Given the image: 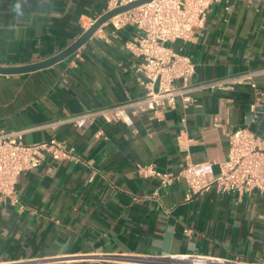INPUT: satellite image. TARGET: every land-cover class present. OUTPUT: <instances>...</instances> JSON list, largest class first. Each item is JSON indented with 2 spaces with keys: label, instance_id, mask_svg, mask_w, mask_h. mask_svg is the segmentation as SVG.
<instances>
[{
  "label": "crops",
  "instance_id": "crops-1",
  "mask_svg": "<svg viewBox=\"0 0 264 264\" xmlns=\"http://www.w3.org/2000/svg\"><path fill=\"white\" fill-rule=\"evenodd\" d=\"M104 13V0H0V66L60 53ZM135 34L133 26L106 22L75 52L79 58L74 53L43 70L0 76V131L22 132L25 144L54 138L74 152V159L46 156L22 172L18 203H0V264H184L172 258L180 255L264 264V195L212 187L185 201L184 181L158 189L138 172L154 165L178 173L183 116L191 161L210 162L215 173L227 158L230 132L247 126L264 137V109L251 123L249 85L194 90L186 110L178 100L158 117H132L130 128L100 120L82 129L48 127L140 97L131 69L137 59L124 46ZM169 46L193 61V88L251 71L264 92V0H219L191 41Z\"/></svg>",
  "mask_w": 264,
  "mask_h": 264
},
{
  "label": "built area",
  "instance_id": "built-area-1",
  "mask_svg": "<svg viewBox=\"0 0 264 264\" xmlns=\"http://www.w3.org/2000/svg\"><path fill=\"white\" fill-rule=\"evenodd\" d=\"M140 0H104L106 12ZM219 0H151L150 2L122 12L108 22L114 29L133 26L135 36L124 46L135 57L131 65L136 82L141 88L140 97L121 104L87 111L81 115L48 125L54 127L72 123L82 129L96 121L105 124L122 123L133 126L132 117L150 112L158 117L164 111L173 110L182 102L186 110L192 103L190 93L194 90H232L249 85L253 101L248 110L255 123L264 109V92L257 87L256 72H245L217 81L190 86L195 66L191 58L169 46L177 41H191L193 28L203 25L210 7ZM79 58V55L76 54ZM182 129L177 137L184 162L178 173L159 170L154 165H140L138 172L143 179H154L158 189L167 188L175 181L186 185L185 201L199 196L214 187L220 194L238 196L257 192L264 195V137L250 127H239L228 134L227 158L218 164V172L210 162L193 163L189 155V139L186 137V118L181 117ZM103 135L102 131L97 133ZM186 140H185V138ZM184 138V141H183ZM73 149L64 142L50 138L46 141L25 144L22 132L0 131V203L17 204L16 181L25 171L38 168L46 156L53 160L74 159ZM157 196V191L153 193ZM184 264H229L228 261L202 255L172 257Z\"/></svg>",
  "mask_w": 264,
  "mask_h": 264
},
{
  "label": "water",
  "instance_id": "water-1",
  "mask_svg": "<svg viewBox=\"0 0 264 264\" xmlns=\"http://www.w3.org/2000/svg\"><path fill=\"white\" fill-rule=\"evenodd\" d=\"M150 1L151 0H140V1H136L132 4H129V5H126L123 7H119L115 10L106 12L101 17H99L97 20L93 21L92 25L85 32H83L80 35V37H78V39H76L65 50L61 51L60 53H58V54H56V55H54L48 59H45V60H42V61H39V62H36L33 64H29V65L14 66V67L0 66V76H18V75H24V74H28V73H32V72H36L39 70L49 68V67L53 66L54 64H56L60 61H63L65 59H67L69 56H71L72 54H74L81 46H83L92 37V35L102 25H104L106 22H108L114 16H116L122 12L136 8L138 6H141L143 4H146Z\"/></svg>",
  "mask_w": 264,
  "mask_h": 264
},
{
  "label": "clouds",
  "instance_id": "clouds-1",
  "mask_svg": "<svg viewBox=\"0 0 264 264\" xmlns=\"http://www.w3.org/2000/svg\"><path fill=\"white\" fill-rule=\"evenodd\" d=\"M14 9L16 10V11H20V9H21V5L19 4V2H17L16 4H15V6H14Z\"/></svg>",
  "mask_w": 264,
  "mask_h": 264
}]
</instances>
